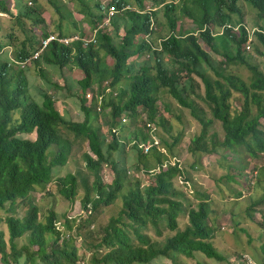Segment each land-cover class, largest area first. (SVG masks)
<instances>
[{
  "label": "trees",
  "instance_id": "trees-1",
  "mask_svg": "<svg viewBox=\"0 0 264 264\" xmlns=\"http://www.w3.org/2000/svg\"><path fill=\"white\" fill-rule=\"evenodd\" d=\"M25 1L8 0V7L0 1V15L12 17L24 37L18 43L0 20V55L10 49L12 58L0 62V214H4L0 215V223L7 231L5 235L0 230V264L38 261L82 264L78 254L81 248L91 250L90 264H157L162 258L171 264H183L195 254L228 262L212 244L211 195L193 189L184 165L173 163L177 159L174 148L184 135L172 134V121L161 114L157 103L160 89L166 90L179 108L188 110L200 126L188 149L194 160L192 170L203 168V156L215 155L223 162V168L234 172L226 174L229 186L236 184L248 192L254 184H260L264 193V0H148L149 11L143 6L144 0H111L118 13L111 19L110 32L96 33L95 44L52 43L40 58L32 61L36 66L42 63L60 70L74 68L82 72L83 77L77 82L81 91V121L71 120L62 103L57 107L51 90L60 87L50 80H45V89H39L40 102L28 92L25 69L20 65L38 47L39 39L32 28L45 26L46 21L39 9V0ZM46 1L53 17H57L52 22L59 37H70L67 32L70 27L81 28L71 11L81 15L91 29L102 22V12L106 11L99 0H72L71 10L59 0ZM91 1L96 4L91 5ZM241 3L257 11L251 30L242 24ZM159 9H163L169 32L155 45L152 35ZM179 16L192 20L198 35L179 30ZM8 30L13 31V27ZM47 35L41 31L38 37ZM250 38L251 49L246 51L245 44ZM200 42L210 51H205ZM252 53L263 61L258 63ZM132 58L141 59L137 63ZM235 65L250 72L248 82L229 70ZM196 80L203 84V95L196 93L199 86ZM184 81L179 90L177 87ZM104 82L109 93L101 89ZM94 85L103 94L100 111L95 98L91 102L85 99ZM193 96L205 104L207 111ZM162 106L169 114L168 105ZM143 114L145 120L141 121ZM102 115H107L109 121L106 124L109 142L100 123L106 121L99 119L98 122ZM121 117L128 121L126 127L120 124ZM215 121L221 124L222 139L208 132ZM147 125L165 129L172 143L168 145L160 137V145L155 146ZM78 143L88 147L89 152H84L82 159L92 182L80 176V172L53 181L54 169L67 164L72 145ZM144 143L151 146L146 153L139 147ZM130 149L136 156L131 166L120 157L113 160V153L120 155ZM224 153L234 156L241 166L234 167V159H226ZM150 159L155 161V166L150 164ZM257 159L262 160L261 166L255 164L249 169V164ZM102 166H107L112 173L109 184L103 183ZM179 178L189 184V189L178 183ZM49 186L70 204L80 199L85 217L65 218L60 223L53 201L44 213L35 203L33 193H45L52 198ZM79 186L82 195H79ZM219 192L223 194L221 189ZM234 196L239 198L240 193ZM117 201H121L118 215L110 219L102 233L94 231L95 216ZM263 205L264 194L247 206V217L252 219L251 212ZM20 207L26 209L22 218L17 216ZM181 215L187 218L183 229L179 228ZM163 229L173 235L162 238ZM150 230L154 236L147 233ZM23 237L26 243L18 246L17 240ZM239 258L232 257L233 262L228 264H234ZM263 259L264 248L263 256L253 260L260 263Z\"/></svg>",
  "mask_w": 264,
  "mask_h": 264
},
{
  "label": "rangeland",
  "instance_id": "rangeland-1",
  "mask_svg": "<svg viewBox=\"0 0 264 264\" xmlns=\"http://www.w3.org/2000/svg\"><path fill=\"white\" fill-rule=\"evenodd\" d=\"M0 1H4L7 7L9 6V3L6 2L8 0H0ZM28 1L30 0H26L25 2ZM59 1L65 3L70 10L73 9L72 0H59ZM38 4L40 6L39 9L43 12L42 17L43 19H45L46 24L45 26L38 25L32 28L33 31L35 29L34 33L37 40L39 39L38 35L40 34L41 31H45L46 33H48L49 29L53 33H56L57 31L54 26V23L52 22V20L57 19V17L56 16L53 17L54 16L53 10L48 6L47 1L39 0ZM94 4H96V2L91 1V5ZM143 6L146 8V10L149 11L151 7V3L148 0H144ZM241 7L243 9V17L241 18L242 24L251 30L250 27L255 23L257 18V11L251 8V6L248 4L241 3ZM130 8L133 9V6H130ZM71 13H73V16L76 19L78 26L84 27V35L88 39L91 36L90 35L91 31L88 28L89 26L83 22L81 15L76 14L72 11ZM11 18L5 15L3 16L2 14L0 15V20L4 24L5 30L8 33H13V35H15L16 37L15 40L19 43V41L23 40L24 37L20 29L17 27L15 21ZM178 18H179V30L184 29L185 32H191L195 35H198V31H197L198 28L192 20L181 16H179ZM156 19L157 21L155 24V30L153 31V35H152V41L155 43V45H157L158 40H161L164 37H166L169 32V28L164 24L165 18L163 16V9L158 10ZM233 19L235 21H238V18L236 16H234ZM80 23L82 24L81 26ZM9 27H13V31H9L8 30ZM30 27L32 26L30 25ZM237 31H238L237 29L233 30V32L236 33ZM200 44L202 48L205 49V51L207 52L210 51L205 44L201 42ZM4 52L6 56L0 55V62H4L6 59L12 60L10 55V49L5 50ZM211 55L215 57L213 54ZM251 55H253V57L256 59L258 63H261L263 61V59L257 57L253 53ZM140 59L136 61L135 58H132L131 61H135L138 63ZM216 59H220V58L216 57ZM107 62L109 63V65L111 64L110 59H108ZM13 66L14 68L16 67L15 64ZM229 70L232 73L239 75L244 81L246 82L249 81L251 74L246 68L239 65H235L230 67ZM227 71H228V67H227ZM25 75L28 81V92L34 98V100L38 102L41 101L39 95V89L46 88L45 80H50L58 87H60L59 83H64L66 86L60 87V89L51 90V95H53L55 101L57 102V107L59 108L60 104L65 99V101H67V104H65V108L69 107L68 117L71 120H75V121L83 120V114L80 111L81 91L79 90V87L77 85L78 80H80L83 77L82 72L74 68L72 70H66V69L60 70L58 68L47 66L42 63H40L39 66H36L33 64V62H30L25 67ZM65 78L66 81L64 80ZM72 79L74 81L73 83L71 82ZM196 81L199 85L198 87H196V93L198 95H203L204 93L203 84L200 80H196ZM184 83L185 81L182 83V85L178 86L177 88L180 90L184 85ZM65 88H67V90H65ZM159 98L160 101L157 103V107L162 115H164L169 121L170 120L172 121V122L170 121L173 124V129H171L172 134L176 135L177 132L178 133L182 132L184 135L183 139L177 145V147L174 148V150L176 151L177 159L179 160L180 163L184 165V168L188 171L189 176L192 179L191 183L193 184V189L195 188L196 190L206 191L211 195L212 212L210 213L209 218L214 228L212 244L214 245V247L217 248V250L221 254L226 256V259H228V262L221 263L215 260H209L201 256L200 254H195L193 259H185L183 264H228L229 261L233 262L234 258L232 259V257L234 256L241 257L240 254L243 253H245V255H248L253 259L262 257L263 248H264V205L256 208L254 211L251 212L252 219H249L247 217L246 209L247 206L249 207V204L252 201L259 200L263 196L264 194L262 191L263 186H261L260 184L259 186L254 184L252 186V190L250 189L248 192L243 191L236 184H232V186H229L227 184L228 181L225 179V177L227 176L226 174L230 173L231 175L234 174V172L223 168V162L221 163L219 157L215 155L203 156L202 157L203 168H201L200 170H192V165L194 160L189 155L188 149L190 147L191 139L199 134L200 126L194 119H192L188 110L179 108L177 102L167 93L166 90L160 89ZM192 98L200 107L204 108L207 111V107L201 100L199 99L197 100L194 96ZM162 104L168 105L170 111L169 114L165 113ZM106 113H108V110L106 111ZM99 119L101 121L107 122V123L105 122V124H103V122L100 123H101L102 131L106 135V141L109 142L110 136L108 135L107 132L108 126L106 125L109 123L107 119V115H102L100 118H98V122L100 121ZM144 120H145V115L143 114L141 116V121ZM127 125L128 123L124 124L123 126L126 127ZM208 132L215 133L219 139H222L223 132H222L221 124L219 122L215 121L212 127L208 130ZM153 135H155V138L153 137L151 140L156 141L157 143H159V145L161 142L160 137L165 139L168 145L172 143L171 137L162 127L157 128L156 132L152 133V136ZM128 145L131 146V143ZM160 149H162L161 151L166 153L165 149L162 146H160ZM217 151L220 154L222 153L220 149H218ZM84 152H89L86 144L78 143L72 145L71 155L67 161V164L62 168L54 169L53 181H55L59 177H65L68 174L75 175L77 172H80L81 173L80 176L88 178L89 183L92 182V177L91 175L87 174L82 159V155ZM224 155H227L226 159L229 158L230 160L234 159L232 162V165L234 167L241 166L240 163L235 161L237 159H235L234 156L228 155L227 153H224ZM118 157H120L121 160L124 161V163L127 166H131L136 161V156L134 151H132V149H130L128 152L125 151L124 154H120V155L113 153L112 156L113 160L117 161V159L115 158ZM149 162L152 166H155V161L153 159H150ZM217 164H219V167ZM255 164L261 166L262 160L261 159L254 160L249 164L250 168L249 166L248 168L251 169ZM101 170H102L103 183L109 184L113 179L112 173L110 172L107 166H102ZM262 178L264 177L262 176ZM139 179L141 182H144L141 176ZM79 181L80 180L78 179V182ZM143 185H145V183H143ZM232 188L235 189L237 192L236 191L230 192L229 190ZM78 189H79L78 191L79 195H82L83 192L81 190V187L79 186ZM219 189L222 190L223 194L219 192ZM49 190H51L50 193L53 195L52 198L47 197L45 193H38V192L33 193V199L35 203L42 209L44 213L47 210L46 209L47 206H49V204L53 201L54 210L59 217L60 223L64 222L65 218L72 220V219H78L79 216H81L82 219L83 217H85L82 214L80 199L70 204L69 202H66L65 200L59 198L53 187L49 186ZM242 191L244 192V195H242ZM238 192L240 193V197L236 198L234 194ZM190 199H192V197H190ZM120 209H121V201H117L113 206L102 210L99 214L95 216V223L93 230L102 233V229L108 224V222L112 217L114 218L118 215ZM25 214H26V209L24 207H20L17 210V216L19 218L24 217ZM0 215L4 216L3 213H1ZM186 223H187L186 216L181 215L179 217V228L183 229ZM236 223L239 224L236 225ZM57 226L61 228L60 224H57ZM0 230L3 231L5 235H7L6 227L1 223H0ZM147 233L149 235L154 236V232L151 230L148 231ZM162 235H163L162 238H164L173 235V233H170L165 229H163ZM25 243H26V237L17 240L18 246H22ZM78 245H80V243H78ZM81 249H79L78 251L79 257H81L84 264H90L91 250L88 248L82 250ZM166 262L171 264L170 261L164 258L160 259L157 264H164ZM36 264H42V263L38 261Z\"/></svg>",
  "mask_w": 264,
  "mask_h": 264
},
{
  "label": "built area",
  "instance_id": "built-area-1",
  "mask_svg": "<svg viewBox=\"0 0 264 264\" xmlns=\"http://www.w3.org/2000/svg\"><path fill=\"white\" fill-rule=\"evenodd\" d=\"M99 1L102 3V5L104 7H106V14H105L102 22L97 25V27H98L97 30H101V29H108L109 30L111 19L118 12V10L116 9L115 5H111L110 0H99ZM97 30H94V32L91 34V36L88 39L86 37H84V36L83 37H80V36L59 37L57 34L49 33L46 37L39 39L38 47H37L36 51L33 52V54L31 55V57L29 58L28 61H26L25 63L20 65V68L21 69H25V67L30 62L35 61L38 58H40L42 53L44 51H46V49L52 43H59V44H62V45H69V44H71L73 42L78 41V42H81L84 46H87L89 43L95 44V42H96L95 32H97ZM250 49H251V38L245 44V50L246 51H250ZM106 87H107V83L104 82L103 85L101 86V89L105 88V92L109 93L110 90L108 88H106ZM99 89H100V87L98 85H94L92 87V90L88 91L86 93V95H85V99H86L87 102H91L93 100V98H95L97 100V105H98L97 111H100L99 105H100V103L102 101V98H103V94H100ZM126 123H128L126 118L125 117H121L120 118V124L124 125ZM147 127L151 128V132H150L151 139L153 137L155 138V135L152 136V133H154L155 130H156L155 127L153 128L151 125H147ZM153 144L155 146L159 145V143H157L154 140H153ZM139 147L144 150V153H146L151 146L148 145V143H145V144H140ZM174 162H179V160L175 159V160H173V163ZM178 183L182 184V185L183 184L187 185L188 189H189V184L187 182H185L182 178L178 179ZM240 262L242 264H264V259L260 263H258L255 260H253L251 257H249L248 255L243 254V255H241V257L239 259L235 260L234 264H239ZM82 264H84V263L82 262ZM164 264H170V263L166 262Z\"/></svg>",
  "mask_w": 264,
  "mask_h": 264
},
{
  "label": "crops",
  "instance_id": "crops-1",
  "mask_svg": "<svg viewBox=\"0 0 264 264\" xmlns=\"http://www.w3.org/2000/svg\"><path fill=\"white\" fill-rule=\"evenodd\" d=\"M110 2H111V0H110ZM103 14V16H105V14H106V11H104V12H102ZM102 20H103V18H102ZM82 28V29H81ZM81 28H78V30H77V28H74V27H70L69 29H68V35L70 36V37H72V36H80V37H85V35H84V27H81ZM89 28V30L91 31L90 32V35L94 32V30H97V28L98 27H94V28H90V27H88ZM182 30H184V29H182ZM98 31H102V32H110L111 31V27L109 28V30L108 29H101V30H97V32ZM185 31V30H184ZM97 32H95V36H96V33ZM49 33H53V32H51L50 31V29L48 30V33L47 34H49ZM53 34H57V32L56 33H53ZM40 39V38H39ZM96 39V38H95ZM39 41V40H38ZM4 56H6V54H5V52H4V54H3ZM109 64V63H108ZM74 71H76V70H74ZM81 72V71H80ZM67 79H68V77H67ZM72 83L74 82L73 81V79H72V81H71ZM59 86L60 87H63L64 86V83H59ZM65 104H67V101H65V99H64V101H62V105L65 107ZM69 104V103H68ZM67 110H69V107H67Z\"/></svg>",
  "mask_w": 264,
  "mask_h": 264
},
{
  "label": "clouds",
  "instance_id": "clouds-1",
  "mask_svg": "<svg viewBox=\"0 0 264 264\" xmlns=\"http://www.w3.org/2000/svg\"><path fill=\"white\" fill-rule=\"evenodd\" d=\"M118 13V12H117ZM109 27H111V22H110V26ZM251 28V27H250Z\"/></svg>",
  "mask_w": 264,
  "mask_h": 264
}]
</instances>
